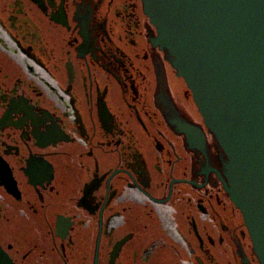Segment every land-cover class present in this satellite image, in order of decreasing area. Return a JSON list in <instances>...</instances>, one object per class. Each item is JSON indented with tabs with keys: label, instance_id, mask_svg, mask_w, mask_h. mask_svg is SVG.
<instances>
[{
	"label": "flooded vegetation",
	"instance_id": "af4514ba",
	"mask_svg": "<svg viewBox=\"0 0 264 264\" xmlns=\"http://www.w3.org/2000/svg\"><path fill=\"white\" fill-rule=\"evenodd\" d=\"M150 10L0 0V264H262Z\"/></svg>",
	"mask_w": 264,
	"mask_h": 264
},
{
	"label": "water",
	"instance_id": "95a60500",
	"mask_svg": "<svg viewBox=\"0 0 264 264\" xmlns=\"http://www.w3.org/2000/svg\"><path fill=\"white\" fill-rule=\"evenodd\" d=\"M146 1L230 159L229 191L264 264V0Z\"/></svg>",
	"mask_w": 264,
	"mask_h": 264
},
{
	"label": "bare ground",
	"instance_id": "6f19581e",
	"mask_svg": "<svg viewBox=\"0 0 264 264\" xmlns=\"http://www.w3.org/2000/svg\"><path fill=\"white\" fill-rule=\"evenodd\" d=\"M150 8H151V10L149 11V12H151L152 11V14L153 15H158V16H160L161 14L160 13H158V11H157V9L156 8H153V7H151V5H150ZM150 18H151V20H152V23L155 25V27L157 28V31H158V34H159V38H160V32H159V28H158V26L154 23V21H153V19H152V17L150 16ZM160 44L162 45V46H164L161 42H160ZM164 47H166V46H164ZM167 48V47H166ZM168 49V48H167ZM169 50V49H168ZM170 51V50H169ZM170 53L172 54V52L170 51ZM173 55V54H172ZM174 56V55H173ZM174 58H175V65H176V57L174 56ZM176 69L178 70V72H179V69H178V67H177V65H176ZM179 75L181 76V77H183L184 79H185V77L184 76H182L181 74H180V72H179ZM186 80V79H185ZM187 81V80H186ZM193 94H194V92H193ZM194 99H195V97H194ZM196 101V100H195ZM197 103V102H196ZM230 188H232V186L230 187ZM229 188V189H230ZM234 188H235V191L236 192H238L239 190H240V188H241V186H240V184L238 183V181L237 180H235V186H234ZM229 194H230V196H231V198L233 199V197H232V195H231V192L229 191Z\"/></svg>",
	"mask_w": 264,
	"mask_h": 264
}]
</instances>
